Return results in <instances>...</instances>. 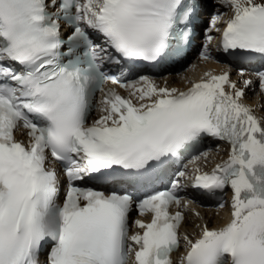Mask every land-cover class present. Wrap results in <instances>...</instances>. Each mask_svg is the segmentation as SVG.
Masks as SVG:
<instances>
[{
	"label": "snow or ice",
	"instance_id": "6c2138e0",
	"mask_svg": "<svg viewBox=\"0 0 264 264\" xmlns=\"http://www.w3.org/2000/svg\"><path fill=\"white\" fill-rule=\"evenodd\" d=\"M219 2L231 9L224 51L264 57V0ZM197 6L0 0V264H41L46 245L44 264H128L130 255L134 264H173L184 215L169 208L188 207L181 178L208 153L193 155L169 187L135 193L206 138L225 142L227 158L210 171L195 167L188 178L206 193L230 189V219L218 228L205 224L194 241L185 236L181 264H264V120L242 102L244 89L227 71L205 73L186 90L125 71L130 62L158 64L179 54ZM205 37L211 42L207 30ZM256 75L264 92V71ZM98 92L100 115L89 123ZM21 129L27 143L15 135ZM53 160L64 165L62 203ZM98 179L125 187L81 186ZM134 208L151 219L132 221L142 231L130 235Z\"/></svg>",
	"mask_w": 264,
	"mask_h": 264
},
{
	"label": "bare ground",
	"instance_id": "6f19581e",
	"mask_svg": "<svg viewBox=\"0 0 264 264\" xmlns=\"http://www.w3.org/2000/svg\"><path fill=\"white\" fill-rule=\"evenodd\" d=\"M212 3L216 8L222 7L223 5L222 3H218L217 0H212ZM219 16L221 18L217 21V23L219 27H223L224 21L231 16V9L223 5ZM217 47H219L218 44H212L210 46V49L214 54V57L222 62L205 63L204 65L200 66L197 71H195L194 73H190L188 76H185L181 81H169L170 83H168L166 87H175L178 90H185L191 86V83L199 81L201 79H205V73L219 75L227 71L230 74V79L232 81H235L238 87L244 89V96L242 97V100L254 110L259 118L264 120V92H262L261 89L255 88L253 83L246 87L243 84L238 83L237 77L233 74V71L230 68L225 67V65L223 64V62H226V58L220 53L215 52V49ZM225 90H228L227 86H225ZM227 153L228 149L226 145H219V147L216 148L213 152L208 153L206 160L200 159V163L201 161H204L205 163L202 166L200 165V168L209 170L210 167L215 164V161L217 159L226 157ZM222 203L225 206L219 207L218 209L205 210L196 208L195 213H193V211L188 212L184 220V225L182 227L183 237H185L186 235L189 239H197L205 224H207L209 228H215L225 224L227 222V216L230 211V205L229 200L227 199H223Z\"/></svg>",
	"mask_w": 264,
	"mask_h": 264
}]
</instances>
